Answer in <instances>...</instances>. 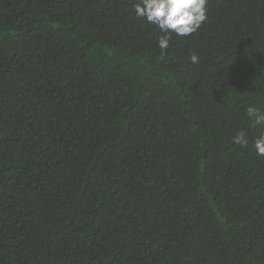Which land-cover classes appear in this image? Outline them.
I'll list each match as a JSON object with an SVG mask.
<instances>
[{
    "label": "trees",
    "instance_id": "obj_1",
    "mask_svg": "<svg viewBox=\"0 0 264 264\" xmlns=\"http://www.w3.org/2000/svg\"><path fill=\"white\" fill-rule=\"evenodd\" d=\"M136 2L0 0V264H264V0Z\"/></svg>",
    "mask_w": 264,
    "mask_h": 264
},
{
    "label": "clouds",
    "instance_id": "obj_2",
    "mask_svg": "<svg viewBox=\"0 0 264 264\" xmlns=\"http://www.w3.org/2000/svg\"><path fill=\"white\" fill-rule=\"evenodd\" d=\"M208 0H137L134 4L135 15L151 25H155L162 35L158 41L161 52L169 48L171 36H190L206 22ZM199 56L193 52L190 60L193 64L199 62ZM246 112L254 122L264 123V113L254 106H248ZM232 142L241 147H247L249 139L245 131L238 132ZM253 147L258 156H264V135L253 141Z\"/></svg>",
    "mask_w": 264,
    "mask_h": 264
}]
</instances>
